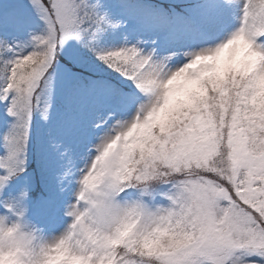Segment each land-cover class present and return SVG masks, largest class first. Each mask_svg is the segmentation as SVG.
Masks as SVG:
<instances>
[{
	"label": "snow or ice",
	"instance_id": "snow-or-ice-1",
	"mask_svg": "<svg viewBox=\"0 0 264 264\" xmlns=\"http://www.w3.org/2000/svg\"><path fill=\"white\" fill-rule=\"evenodd\" d=\"M235 2L240 27L176 68L103 47L91 0H30L39 30L0 38V196L35 130L78 184L67 264H264V0ZM86 194L105 212L81 229Z\"/></svg>",
	"mask_w": 264,
	"mask_h": 264
},
{
	"label": "rangeland",
	"instance_id": "rangeland-1",
	"mask_svg": "<svg viewBox=\"0 0 264 264\" xmlns=\"http://www.w3.org/2000/svg\"><path fill=\"white\" fill-rule=\"evenodd\" d=\"M134 1L136 2V7H127L125 9L126 14L120 16L124 21L123 24L120 19L119 22H117L116 16L113 15L111 18L108 14L107 9H109L110 6L107 5V3H111L110 0H91L92 3H98V14L109 22L105 25L106 30L102 33V46L105 48H118L125 44L138 45L145 52H154L157 59L162 60L164 58H170L167 60V63L171 68L183 66V64L187 63L196 52L216 47L235 32L241 24L240 4L235 2V0H214V3L207 6V2L209 3L212 1L208 0L192 7L197 11L202 23L197 20L198 23L191 21L190 24H188L190 18H187V21L184 20V23H181L185 25V28L182 30L179 28L180 33L171 32L169 29L165 28L168 24H162L154 17L155 15H160L166 19H172L174 16L182 14L187 9L181 10L180 7H184L182 3L187 0H155L162 5L150 9H148L149 2L153 0ZM101 5L104 6L103 10L100 9ZM187 11L191 12L189 9ZM3 23L6 24V28ZM0 25V38H6L10 41L11 39H15L17 35L21 38L17 40L18 42L30 39V32L39 30L36 14L32 9L30 0H0ZM112 25H116V27H112ZM126 26H128V34L125 32L124 38L120 40L121 32L114 33V30L117 27L124 30ZM177 27L181 26H176V28ZM6 29L12 35L11 38H9ZM111 35H113L114 41H111ZM261 40H264V37H262ZM71 46H76L74 41ZM242 53L243 48L240 50L241 55ZM86 55H90V53H86ZM0 112L6 115L2 104H0ZM4 117L5 116H3V118L0 117V133H3L8 126V121H6ZM1 150H3V147L0 148V152ZM42 151V135L34 130L31 140L29 162L27 171L24 173L25 175L39 172L49 173L52 171V164L55 161H59L55 156H50L47 161H42L40 158ZM40 162L43 164L42 168L39 166ZM57 166H59L57 169L59 173L62 172L60 164ZM20 177L22 176L19 175L13 180H16L17 183H22V188L26 189L24 183L29 181L24 180V182H22L20 181ZM23 178L25 179V176H23ZM30 179V182L34 184L37 183V180L34 182L35 180L33 177H30ZM51 185L54 186L58 196L54 195L56 197L55 201L46 199L40 204V209L37 213V204L31 208L30 201L33 198L28 196L27 200V195L24 196L18 193V187L14 188L13 184L11 185L10 182L3 190L2 196H0V200L3 201L0 202V213L6 211L5 204H12L21 209L26 207L28 219L38 226L43 233L52 232V234L48 235L51 236L62 232L71 222L70 216L66 215L67 205L75 201V193L78 189V184L74 181L71 183L65 181L62 185L58 180V182L53 181ZM10 186L11 188L9 189ZM27 191L29 193V190ZM159 199L164 200V197H160ZM62 217H64V219H62ZM54 220H56V222L52 227V231L47 232L50 224Z\"/></svg>",
	"mask_w": 264,
	"mask_h": 264
},
{
	"label": "clouds",
	"instance_id": "clouds-1",
	"mask_svg": "<svg viewBox=\"0 0 264 264\" xmlns=\"http://www.w3.org/2000/svg\"><path fill=\"white\" fill-rule=\"evenodd\" d=\"M91 200V195L86 194V202L78 207L82 214L81 229L100 222L105 212L102 205L88 202ZM5 208L0 213V264H67V258L58 254L57 248L61 252L68 246L76 250L77 244L83 243L79 230L73 228V217L62 232L48 236L28 219L26 207L5 204ZM72 264H87V261L73 260Z\"/></svg>",
	"mask_w": 264,
	"mask_h": 264
},
{
	"label": "trees",
	"instance_id": "trees-1",
	"mask_svg": "<svg viewBox=\"0 0 264 264\" xmlns=\"http://www.w3.org/2000/svg\"><path fill=\"white\" fill-rule=\"evenodd\" d=\"M206 1H208V0H187V1H183L182 6H184L186 9H190V8L194 7V5L196 6L199 3L206 2ZM107 5L110 6L109 9H107L108 14L111 16V18H112L113 15L116 16L117 22H119L118 21V5L115 4V3H109V2L107 3ZM103 8H104V6L101 5L100 9L103 10ZM3 24H4L5 28H6V24L5 23H3ZM0 30H1V25H0ZM6 32L9 35V38H11L12 35L9 33V31L7 29H6ZM118 32H120V30L117 27L114 30V33H118ZM0 36H1V32H0ZM111 37H112L111 41H113L114 40L113 35H111L110 38ZM18 39H21V38L17 35L16 38L15 39H11V41L12 40H18ZM0 114H1V112H0Z\"/></svg>",
	"mask_w": 264,
	"mask_h": 264
}]
</instances>
